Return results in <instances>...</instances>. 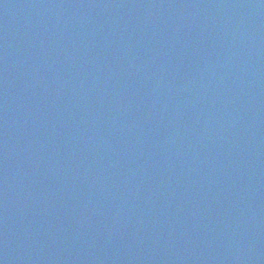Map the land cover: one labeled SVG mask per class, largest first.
I'll use <instances>...</instances> for the list:
<instances>
[{
  "label": "water",
  "instance_id": "1",
  "mask_svg": "<svg viewBox=\"0 0 264 264\" xmlns=\"http://www.w3.org/2000/svg\"><path fill=\"white\" fill-rule=\"evenodd\" d=\"M0 264H264V0H0Z\"/></svg>",
  "mask_w": 264,
  "mask_h": 264
}]
</instances>
